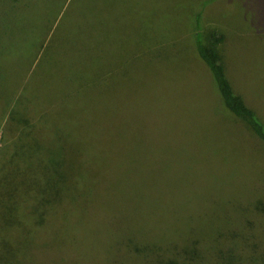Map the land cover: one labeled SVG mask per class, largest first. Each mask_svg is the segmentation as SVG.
Returning <instances> with one entry per match:
<instances>
[{
    "label": "rangeland",
    "instance_id": "rangeland-1",
    "mask_svg": "<svg viewBox=\"0 0 264 264\" xmlns=\"http://www.w3.org/2000/svg\"><path fill=\"white\" fill-rule=\"evenodd\" d=\"M71 2L0 0V48L11 50L0 51L4 116L72 113L79 86L69 88L70 79L82 78L81 68L96 72L101 118L84 144L97 169L95 154L107 162L113 205L100 189L77 197L102 202L97 222L83 209L73 237L18 264H185L192 255L200 264L220 256L249 264L264 256V145L224 122L192 39L194 15L203 37L221 34L225 76L264 124V0H124L121 8L84 0L72 20L63 18ZM120 21L127 29L118 37ZM145 44L146 55L134 58ZM95 48L96 65L74 62Z\"/></svg>",
    "mask_w": 264,
    "mask_h": 264
},
{
    "label": "trees",
    "instance_id": "trees-1",
    "mask_svg": "<svg viewBox=\"0 0 264 264\" xmlns=\"http://www.w3.org/2000/svg\"><path fill=\"white\" fill-rule=\"evenodd\" d=\"M83 1L72 0L71 8L69 4L63 18L67 14L71 20L74 17L79 18L81 14L78 3ZM124 5V0H119L118 7ZM63 18L59 23H66H63ZM199 19V15H194L193 48L206 67L219 101L226 111L225 115L229 120L223 116L224 122L242 125L250 136L264 145V124L245 100L233 90L225 76L217 52L222 41L221 34L208 32L203 37ZM121 23L120 21L118 24V37L127 29ZM2 50L4 49L0 48ZM147 50L148 44H145L140 55L135 54L134 58H143ZM4 51L7 54L11 50ZM97 53L100 51L96 48L90 55L80 51L74 62L80 67L86 64L96 65ZM79 74L82 78L70 79L69 86L71 88L72 83L79 86H75L68 100L74 113L57 112V118L45 114L35 118L4 116L5 101L0 96V264H18L32 257V254L38 258L49 256L45 245L62 237H73L72 233L78 228L79 221L83 220V209L91 220L97 222L93 214L98 213L97 209L102 202L98 199V206L88 204L89 202L83 205L78 202L77 197L91 193L96 195L95 192L100 189L113 205L109 191L112 187L105 181L102 172L107 162L100 160L95 154L100 165V169H97L84 144L85 130L93 131L96 129L95 122H100L98 118L102 111L99 103L102 78L96 72L84 73L83 68L75 75ZM86 77L90 78L89 83ZM30 96H34L33 92H30ZM16 112L21 115L17 109ZM107 220L111 221L109 215ZM209 241L211 243L212 238ZM255 249L260 248L258 246ZM261 249L264 250L262 247ZM214 251L211 254L206 253V256L213 258ZM261 256L263 255L259 254L260 258L253 256L250 258L253 262L249 264H264V256ZM214 260L217 261L212 264H226L222 256ZM227 260L229 264H235L233 256H227ZM187 261L185 264H200L194 255ZM166 264L174 263L168 261Z\"/></svg>",
    "mask_w": 264,
    "mask_h": 264
}]
</instances>
